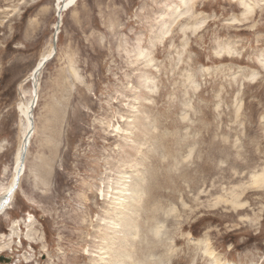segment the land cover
Wrapping results in <instances>:
<instances>
[{"label":"rangeland","instance_id":"obj_1","mask_svg":"<svg viewBox=\"0 0 264 264\" xmlns=\"http://www.w3.org/2000/svg\"><path fill=\"white\" fill-rule=\"evenodd\" d=\"M55 4L0 0V196ZM263 65L264 0H79L39 78L0 258L264 264Z\"/></svg>","mask_w":264,"mask_h":264},{"label":"bare ground","instance_id":"obj_2","mask_svg":"<svg viewBox=\"0 0 264 264\" xmlns=\"http://www.w3.org/2000/svg\"><path fill=\"white\" fill-rule=\"evenodd\" d=\"M78 1L79 0H56V2H57V4H55L56 22L53 26V35L51 38L50 47H49L48 51H46L45 53L42 54L39 62L34 67V69L32 70V72L29 76V82H31L33 85L32 93H31V99H30L28 105L20 104L16 109L22 118V120H21L22 122L20 123L21 133H20V139H19V146H18V149H17L15 156H14L15 172H14V175H13V178H12V181L10 183L9 188L0 196V209L4 205L7 204V202L9 201V198H11V199H12V197L14 198L15 189H16V187H18L20 185L22 177H23L24 172H25V167H26V162H25L24 169L22 170L23 173H22V175H19V171L22 168L21 157H22L23 152L25 151L26 147H27L26 152L28 154V150L31 146L32 139L36 133L35 110L37 108L38 100H39L38 82H39V78L42 74V71L44 70L46 65L40 73H39V69L42 68L43 63L46 60L49 63L51 61L50 60L51 58L54 59L56 57V55H55V41H56V46H58L59 35L61 33V29H62V25H63L64 13L69 11L73 7H75L77 5ZM243 5H245V4L243 3L242 6ZM245 7H246V5H245ZM63 8H65V9L62 10ZM59 19H60V21H59ZM263 67H264V65H263ZM31 113H33L34 127L32 126V123L30 121ZM27 141H28V144H27ZM256 184H258L260 186H264V174L259 175L256 178ZM12 201H11V203H12ZM11 203L9 204V206L11 205ZM1 211H0V213H1ZM99 259H101L103 261L102 258H99ZM229 264H233V263H229Z\"/></svg>","mask_w":264,"mask_h":264},{"label":"water","instance_id":"obj_3","mask_svg":"<svg viewBox=\"0 0 264 264\" xmlns=\"http://www.w3.org/2000/svg\"><path fill=\"white\" fill-rule=\"evenodd\" d=\"M65 8H63L62 10H64ZM59 21H60V19H59ZM56 53H57V46H56V41H55V55H56ZM54 55V56H55ZM53 58H51L50 60H52ZM47 63H48V61L46 60L44 63H43V65H42V68L41 69H39V73L42 71V69L45 67V65H47ZM34 109V108H33ZM30 121H31V123H32V126L34 127V118H33V113H31V117H30ZM27 144H28V141H27ZM27 147L25 148V151L23 152V155H22V157H21V161H22V168L20 169V171H19V175H22V170L24 169V166H25V162H26V157H27ZM18 188H19V186L18 187H16V189H15V193L17 192V190H18ZM13 200V197H12V199L11 198H9V201L7 202V204L6 205H4L1 209H0V211H1V213H0V216L1 215H3L4 213H5V211L7 210V208L9 207V204L11 203V201ZM0 263H5V264H10L11 263V260L10 259H5V258H0Z\"/></svg>","mask_w":264,"mask_h":264}]
</instances>
